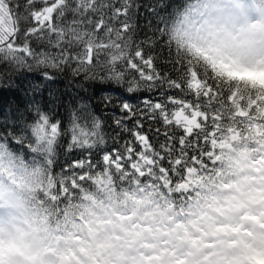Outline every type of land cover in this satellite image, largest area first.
I'll return each instance as SVG.
<instances>
[{"label":"trees","instance_id":"obj_1","mask_svg":"<svg viewBox=\"0 0 264 264\" xmlns=\"http://www.w3.org/2000/svg\"><path fill=\"white\" fill-rule=\"evenodd\" d=\"M9 2L14 7L23 4V0ZM68 2L74 5L78 0ZM103 3L126 8V13L118 17H113L107 7L102 9L106 23L113 29L111 33L73 23L80 18L69 10L59 20L54 19L69 33L64 38L49 33L26 40L18 32L16 49L0 47V188L7 182L26 193L23 203L29 216L24 224L42 226L53 239L54 247L49 249L51 264H69L73 258L70 249H56L59 241L76 231L81 213L77 205L82 210H96L94 214H122V219L133 218L130 206L134 205L140 217L138 226L155 233V238L147 248L134 254L132 264H209L218 248L225 245L228 252L236 248L237 242H222L224 227L229 226L233 215L243 212L244 205L252 202L254 179L264 175L259 173L264 170V137L259 133L218 145L214 169L192 180L185 190V195L193 192L188 199L159 186L145 189L136 181L129 185L113 179L104 186L80 182L67 204L61 205L68 208L63 215L59 210L53 213L47 202L45 190L50 182L51 191H55L57 184L70 188L81 175L95 177L107 172L105 157L124 153L130 144L138 148L134 133L148 136L157 150L165 143V129L173 134L172 128L149 105L151 101L165 102V97L177 90L160 82L155 86L145 84L127 69L123 78L114 79L104 71L103 62L115 51L107 47L94 49L95 63L85 62L81 66L77 57L83 55L84 45L73 39L70 30H92L98 42L119 43L125 57L134 55L139 48L144 56L153 58L154 67L162 76L174 78L176 73L166 43L184 0ZM36 7H42L40 0ZM17 13L23 17V8H15L14 20ZM92 18L97 17L93 14ZM34 24L30 18L16 21L21 32ZM23 44L30 52L20 50ZM61 50L66 53L64 60L59 59ZM172 51L175 52L174 46ZM118 64L122 66V61ZM251 79L264 87V76ZM44 120L47 124L44 138L40 139L35 129ZM53 125L57 128L55 135L51 133ZM180 134L181 130L176 129L175 135ZM78 190L86 194L82 202L75 198ZM25 261L35 264L27 257Z\"/></svg>","mask_w":264,"mask_h":264},{"label":"snow or ice","instance_id":"obj_2","mask_svg":"<svg viewBox=\"0 0 264 264\" xmlns=\"http://www.w3.org/2000/svg\"><path fill=\"white\" fill-rule=\"evenodd\" d=\"M40 3L42 7H36L37 0H23L22 5L14 7L9 0H0V47L16 49L14 41L18 38V32L26 40L33 35L40 37L49 33H55L58 39L64 38L69 33L54 23V19L59 20L69 10L80 18L73 23L91 25L92 29H104L108 33L113 29L106 23V14L102 9H110L113 17L126 13V8H117L110 3L105 5L103 0H78L74 5L69 4L68 0H40ZM15 8H23V17L17 13L13 19ZM93 14L96 19L92 18ZM21 18H30L35 24L21 32L16 26V21ZM9 24L13 26L7 27ZM123 26L127 28V24ZM70 33L75 41L84 45L83 55L77 57L81 66L85 62L94 64L93 50L107 47L115 51L109 60L103 62L104 71L114 79L123 78L127 69L133 76H138V81L151 86L160 82L177 92L166 96L163 103L157 100L151 101L149 105L162 122L173 130V134L169 135L168 129H165L166 140L159 150L150 143L148 136L136 132L133 136L139 147L130 144L125 147L124 153L105 157L108 171L104 174L95 177L81 175L72 182L70 188L57 184L55 191L50 190V182L45 192L53 213L57 210L60 215L67 212L68 208H61V205L67 204L73 194L72 190H77L80 182L87 181L100 186L110 184L113 179L126 181L129 185L136 181L139 187L145 189L159 186L185 195V190L196 176L210 173L214 169L217 146L222 142L248 139L254 133L264 137V87L251 79L264 76V53L229 55L219 48L185 51L182 45L169 39L166 44L176 73L173 78L162 76L155 69L153 58L144 56L139 48L135 49L134 55L125 57L124 48L119 43L98 42L92 30L81 33L71 29ZM116 35L119 36V32ZM20 50L30 52L25 44ZM65 57L66 53L61 50L59 59L64 60ZM118 61H122V66ZM46 124L44 120L35 129L40 139L44 138ZM176 129L181 130L179 136L175 135ZM56 131L53 125L51 133L55 135ZM191 195L193 192H188L185 199ZM75 198L82 202L86 194L81 190L75 191ZM76 207L78 211H83L79 205ZM82 220L80 216L77 223L80 224ZM84 222L99 230L111 224L112 220L108 216L93 214L90 221ZM25 257L35 262L28 235L0 225V264H22ZM246 264H264V250L250 249Z\"/></svg>","mask_w":264,"mask_h":264},{"label":"clouds","instance_id":"obj_3","mask_svg":"<svg viewBox=\"0 0 264 264\" xmlns=\"http://www.w3.org/2000/svg\"><path fill=\"white\" fill-rule=\"evenodd\" d=\"M170 39L185 51L195 48H219L229 55L242 52L264 53V0H184L180 15L173 24ZM26 193L5 182L0 188V225L26 233L31 242L35 264H51L53 239L39 225L26 226L29 216L23 203ZM132 219L110 215L111 224L96 229L89 223L96 210L85 208L83 220L56 251L70 249L72 264H131L141 248H147L155 233L138 226L139 214L134 205Z\"/></svg>","mask_w":264,"mask_h":264},{"label":"rangeland","instance_id":"obj_4","mask_svg":"<svg viewBox=\"0 0 264 264\" xmlns=\"http://www.w3.org/2000/svg\"><path fill=\"white\" fill-rule=\"evenodd\" d=\"M7 27L11 28L12 25L9 24ZM263 172L264 170L259 171ZM254 180L256 183H253L250 195L252 202L247 203L248 206L244 205L243 212H238L237 216L233 215L229 226L224 227L225 238H222V242L225 240L228 243L237 242L236 248L229 252L225 251V245L223 249L218 248L209 264H246V256L250 249L264 250V175H259ZM25 258L22 259V264H26ZM69 264H72V260Z\"/></svg>","mask_w":264,"mask_h":264}]
</instances>
